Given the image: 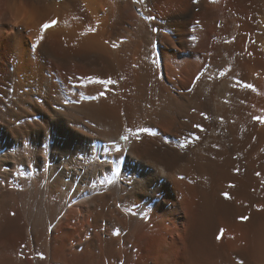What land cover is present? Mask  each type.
Listing matches in <instances>:
<instances>
[{
    "label": "bare ground",
    "instance_id": "obj_1",
    "mask_svg": "<svg viewBox=\"0 0 264 264\" xmlns=\"http://www.w3.org/2000/svg\"><path fill=\"white\" fill-rule=\"evenodd\" d=\"M26 3L0 24V264H264V0Z\"/></svg>",
    "mask_w": 264,
    "mask_h": 264
},
{
    "label": "clouds",
    "instance_id": "obj_2",
    "mask_svg": "<svg viewBox=\"0 0 264 264\" xmlns=\"http://www.w3.org/2000/svg\"><path fill=\"white\" fill-rule=\"evenodd\" d=\"M27 8L26 0H12L8 5L4 4V0H0V24L23 26V16Z\"/></svg>",
    "mask_w": 264,
    "mask_h": 264
},
{
    "label": "snow or ice",
    "instance_id": "obj_3",
    "mask_svg": "<svg viewBox=\"0 0 264 264\" xmlns=\"http://www.w3.org/2000/svg\"><path fill=\"white\" fill-rule=\"evenodd\" d=\"M138 2H141V0H138ZM197 2H198V0H197ZM212 2L215 3L216 0H212ZM54 23L55 22H53V24H44L43 25V31L46 32L49 28L53 27L54 26ZM89 31L91 32L93 30L92 29H89ZM43 38L44 37H41L40 39L42 40ZM108 83L111 84V83H114V82L111 81V80H109ZM243 86L245 88H247V89H251L252 91H256L255 87L253 85H251V84H244ZM101 95H103V93H101ZM254 119H256L257 121H259L261 123H264V118H262V117H255ZM123 139L127 140L128 137L127 136H124ZM257 175H259V173H257ZM225 196H226V198H230L227 194H225ZM13 215H14V213H13ZM241 219L244 220V219H246V217H241ZM222 238H223V235L221 233V235L218 236V239H222Z\"/></svg>",
    "mask_w": 264,
    "mask_h": 264
}]
</instances>
